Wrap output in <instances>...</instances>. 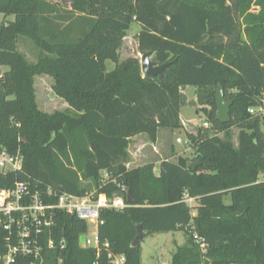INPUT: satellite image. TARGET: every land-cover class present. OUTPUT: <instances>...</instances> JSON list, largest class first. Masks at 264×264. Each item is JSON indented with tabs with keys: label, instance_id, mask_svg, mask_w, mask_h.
Instances as JSON below:
<instances>
[{
	"label": "trees",
	"instance_id": "obj_1",
	"mask_svg": "<svg viewBox=\"0 0 264 264\" xmlns=\"http://www.w3.org/2000/svg\"><path fill=\"white\" fill-rule=\"evenodd\" d=\"M69 1L70 8L63 0H0V14L14 17L0 25V147L24 158L20 171L0 175V187L25 182L32 192L109 198L125 187L133 204L126 198L124 209L101 211L99 257L80 245L88 224L55 211L54 225L40 236L45 263L111 264L113 254L141 264V244L132 247L141 225L145 237L188 234L170 264H264V118L249 113L264 107V0ZM135 23L139 51L171 63L163 78L145 76L139 59L120 63ZM20 36L41 50L37 63L19 51ZM108 61L116 65L111 71ZM40 75L54 79L53 91L73 113L39 110ZM220 86L233 101L229 124L217 120ZM187 87L197 89L210 124L188 132L195 157L163 160L158 174L154 163L129 168L134 137L156 144L161 129L184 128ZM233 127L240 128L237 146ZM5 235L0 229V256ZM34 261L18 256L15 264Z\"/></svg>",
	"mask_w": 264,
	"mask_h": 264
},
{
	"label": "built area",
	"instance_id": "obj_2",
	"mask_svg": "<svg viewBox=\"0 0 264 264\" xmlns=\"http://www.w3.org/2000/svg\"><path fill=\"white\" fill-rule=\"evenodd\" d=\"M249 113L254 117L264 118V107L250 108ZM203 126L208 127V123ZM177 143L182 144L179 138ZM24 158L20 151L10 154L6 149L0 147V175L16 173L23 167ZM103 179H108V174L104 173ZM122 195H116L109 198L105 193L93 191L85 196H75L64 193L61 195L53 194L51 189L47 193L42 191L32 192L29 183L16 182L11 188L0 187V229L6 233L5 243L7 252L0 256L2 264H15L18 256H31L35 258L32 264H46L41 257L42 247L40 245V236L45 229L54 225V212L62 211L74 215L80 220L85 221L88 226L94 224L97 227V233L94 234L96 241L93 243L85 235L84 242L80 245L83 248H94L99 257L98 229L103 224L100 219V213L104 209L121 210L127 207V189L121 188ZM55 196L56 202L50 203L45 200ZM190 205L194 199L187 198ZM50 249L55 247L54 241H48ZM64 248L65 241L60 243ZM111 264H125V257L110 254ZM61 260L58 264H61Z\"/></svg>",
	"mask_w": 264,
	"mask_h": 264
},
{
	"label": "rangeland",
	"instance_id": "obj_3",
	"mask_svg": "<svg viewBox=\"0 0 264 264\" xmlns=\"http://www.w3.org/2000/svg\"><path fill=\"white\" fill-rule=\"evenodd\" d=\"M65 7L70 8V1L63 0ZM13 16L5 17L0 14V25L6 20H13ZM141 32V26L137 23L133 24L128 32L127 37L123 41L120 50V63L130 58L141 59L143 53L139 51L138 34ZM19 51L25 56L26 60L31 63H37L41 55V50L27 37H19ZM153 56H151V60ZM116 67L115 63L108 61L107 68L109 71ZM54 79L48 75H40L34 78V88L36 103L42 112L46 114H53L57 111L65 112L69 110V105L53 91ZM185 105L180 111L181 123L184 125L182 129H161L159 131V140L161 144L153 147L147 135H138L132 140L129 147V168L140 167L145 164L154 163L155 172L158 174L160 164L163 160L178 161L180 157H188L193 159L195 157V149L189 140L188 132L196 134L197 129L202 127L204 123L208 122L207 116L204 112L199 110L197 103V91L193 87H188L184 90ZM72 112V111H71ZM73 113V112H72ZM209 124V123H208ZM210 125V124H209ZM264 130V123L262 125ZM232 135V142L234 146L238 145L240 128L233 127L230 129ZM223 138L224 134H219ZM183 141L182 144L177 143V139ZM139 156H135V152L140 149ZM264 180V177L260 178ZM226 204L230 203V198L225 200ZM195 205V203L191 204ZM194 215L197 211L193 210ZM97 233V227L94 224H89L86 237L91 239L93 243L96 241L94 234ZM188 238L185 231H173L168 233L149 234L141 243L142 261L141 264H170L172 256L178 246H183Z\"/></svg>",
	"mask_w": 264,
	"mask_h": 264
},
{
	"label": "water",
	"instance_id": "obj_4",
	"mask_svg": "<svg viewBox=\"0 0 264 264\" xmlns=\"http://www.w3.org/2000/svg\"><path fill=\"white\" fill-rule=\"evenodd\" d=\"M151 52H146L143 54L141 59V70L145 76L152 77H160L163 78L164 71L167 67L170 66L171 63H166L164 65H159L157 62L151 60ZM216 102H217V120L221 124H229L232 121L231 116V107L233 105V101L226 100L225 92L222 86L218 88V92L216 94ZM201 164L200 161L191 163L190 168L196 170L197 166ZM127 201L129 204H133V200L131 198L130 192L127 193ZM145 238V234L143 232V228L141 225L137 227V236L132 244V247H138ZM84 242V237H81V243Z\"/></svg>",
	"mask_w": 264,
	"mask_h": 264
},
{
	"label": "crops",
	"instance_id": "obj_5",
	"mask_svg": "<svg viewBox=\"0 0 264 264\" xmlns=\"http://www.w3.org/2000/svg\"><path fill=\"white\" fill-rule=\"evenodd\" d=\"M195 89V91H197V89L196 88H194ZM185 90H188V87L185 89ZM135 138V137H134ZM134 138L132 139V140H134ZM137 138V137H136ZM161 140H159V136H158V141H157V143L156 144H154V148L156 149V146H158V145H160L161 143ZM142 148H140V149H138V151H136L135 152V156H139V152H140V150H141ZM128 153H129V150H128ZM129 157H130V155H129ZM136 168V167H135Z\"/></svg>",
	"mask_w": 264,
	"mask_h": 264
}]
</instances>
